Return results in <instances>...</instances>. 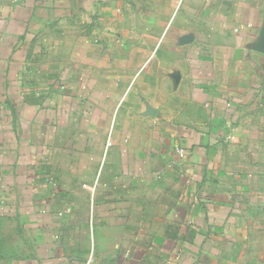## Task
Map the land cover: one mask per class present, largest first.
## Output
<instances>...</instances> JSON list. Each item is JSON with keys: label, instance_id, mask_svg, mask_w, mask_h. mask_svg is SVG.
<instances>
[{"label": "crops", "instance_id": "0c3cea01", "mask_svg": "<svg viewBox=\"0 0 264 264\" xmlns=\"http://www.w3.org/2000/svg\"><path fill=\"white\" fill-rule=\"evenodd\" d=\"M263 31L264 0H0V264H264Z\"/></svg>", "mask_w": 264, "mask_h": 264}, {"label": "water", "instance_id": "95a60500", "mask_svg": "<svg viewBox=\"0 0 264 264\" xmlns=\"http://www.w3.org/2000/svg\"><path fill=\"white\" fill-rule=\"evenodd\" d=\"M258 50H260L264 53V31H263L262 37H261L259 45H258Z\"/></svg>", "mask_w": 264, "mask_h": 264}, {"label": "built area", "instance_id": "2783aa9c", "mask_svg": "<svg viewBox=\"0 0 264 264\" xmlns=\"http://www.w3.org/2000/svg\"><path fill=\"white\" fill-rule=\"evenodd\" d=\"M179 154H180L181 157H183L184 154H185V151H184V150H180V151H179Z\"/></svg>", "mask_w": 264, "mask_h": 264}]
</instances>
